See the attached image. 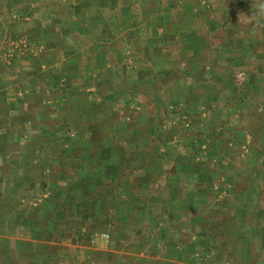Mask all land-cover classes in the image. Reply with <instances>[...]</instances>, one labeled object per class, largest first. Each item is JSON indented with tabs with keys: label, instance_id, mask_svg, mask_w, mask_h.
<instances>
[{
	"label": "rangeland",
	"instance_id": "rangeland-1",
	"mask_svg": "<svg viewBox=\"0 0 264 264\" xmlns=\"http://www.w3.org/2000/svg\"><path fill=\"white\" fill-rule=\"evenodd\" d=\"M32 1L44 0H0L3 70L17 54L22 58L15 66L20 67L27 60L22 54L31 50L41 32L32 16L43 14V9L27 7ZM106 2V8L83 9L84 38L90 43L102 27L114 32L117 68H104L99 85L93 72L77 74L80 87H68L64 97L67 127L97 128L91 126V114L100 102L99 110L107 117L102 128H154L170 141L176 136L185 160L198 167V188L206 199L199 198V263L264 264V0ZM66 11L72 10L60 13ZM106 17H114L117 24L107 26ZM150 32L154 36L149 48L145 33ZM148 78L153 80L150 85L145 83ZM107 108L112 112L108 116ZM145 140L139 144L145 145ZM78 197L92 199L94 192L82 188ZM93 203L88 208L95 210ZM64 219L61 216L57 225ZM86 220L72 214L77 226L84 227ZM96 223L92 233L78 234V227L70 224L68 236L52 228L51 237L85 239L91 250L94 237L107 232L108 244L100 245L108 248L113 241L110 224L106 218ZM73 246L78 249H66L68 264H102L105 255L88 258Z\"/></svg>",
	"mask_w": 264,
	"mask_h": 264
},
{
	"label": "crops",
	"instance_id": "crops-1",
	"mask_svg": "<svg viewBox=\"0 0 264 264\" xmlns=\"http://www.w3.org/2000/svg\"><path fill=\"white\" fill-rule=\"evenodd\" d=\"M106 3L29 2L27 7L43 9L31 18L41 32L31 50L22 54L27 60L20 67L15 66L22 58L18 54L4 70L0 66V264H68L66 249L73 250V245L88 258L105 255L102 264L202 263L196 255L198 233L203 231L199 198L206 199L199 192L198 167L185 160L176 136L170 141L154 128H102L107 117L99 110L100 102L91 114V126L97 128L67 127L64 97L68 87H80L77 74L93 72L99 85L104 68H117L114 32L102 27L90 43L84 38L83 9L106 8ZM64 9L72 11L61 14ZM106 19L107 26L117 24L114 17ZM97 20L102 25L104 19ZM153 36L145 33L149 48ZM59 90L64 91L60 96ZM127 102L129 106L132 101ZM107 105L111 107V101ZM105 113L112 112L107 108ZM144 137L145 145L139 144ZM82 188L94 192V198H74ZM70 196L74 201L68 208L77 217H87L84 227L72 222L70 210H60L61 200ZM93 201L95 210L88 208ZM61 216L65 221L57 225ZM100 218L111 227L108 248L100 242L108 244L110 238L99 235L91 250L85 239L51 237L52 228L68 236L70 224L78 227V234L92 233Z\"/></svg>",
	"mask_w": 264,
	"mask_h": 264
},
{
	"label": "trees",
	"instance_id": "trees-1",
	"mask_svg": "<svg viewBox=\"0 0 264 264\" xmlns=\"http://www.w3.org/2000/svg\"><path fill=\"white\" fill-rule=\"evenodd\" d=\"M70 197L65 198V200H61V206H60L61 209L60 210H63V209L70 210V213L74 214L75 213L74 209L73 208H68V207H73V201L74 200H73L72 196H70ZM79 205H80V203H79Z\"/></svg>",
	"mask_w": 264,
	"mask_h": 264
},
{
	"label": "built area",
	"instance_id": "built-area-1",
	"mask_svg": "<svg viewBox=\"0 0 264 264\" xmlns=\"http://www.w3.org/2000/svg\"><path fill=\"white\" fill-rule=\"evenodd\" d=\"M100 235H101V236H104V237H106V238L109 237V233H107V232H103V233H101Z\"/></svg>",
	"mask_w": 264,
	"mask_h": 264
}]
</instances>
